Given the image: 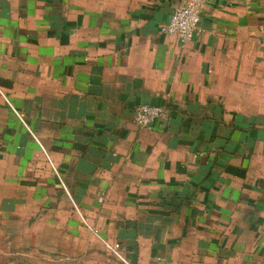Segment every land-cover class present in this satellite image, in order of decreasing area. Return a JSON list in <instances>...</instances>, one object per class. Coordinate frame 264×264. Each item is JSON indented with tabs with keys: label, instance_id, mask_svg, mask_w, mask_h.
Returning <instances> with one entry per match:
<instances>
[{
	"label": "crops",
	"instance_id": "obj_1",
	"mask_svg": "<svg viewBox=\"0 0 264 264\" xmlns=\"http://www.w3.org/2000/svg\"><path fill=\"white\" fill-rule=\"evenodd\" d=\"M187 1L0 0V264H264V0Z\"/></svg>",
	"mask_w": 264,
	"mask_h": 264
},
{
	"label": "built area",
	"instance_id": "obj_2",
	"mask_svg": "<svg viewBox=\"0 0 264 264\" xmlns=\"http://www.w3.org/2000/svg\"><path fill=\"white\" fill-rule=\"evenodd\" d=\"M211 0H188L186 3L176 6L171 13L170 19L161 28L160 33L168 36H177L183 43L194 38L201 32V13L208 6ZM164 115V109L160 106L143 104L136 108L134 123L138 128L152 130L154 125ZM108 249L121 259L118 254L119 245Z\"/></svg>",
	"mask_w": 264,
	"mask_h": 264
}]
</instances>
